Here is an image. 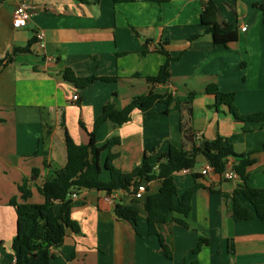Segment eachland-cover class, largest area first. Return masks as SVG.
Masks as SVG:
<instances>
[{
    "label": "crops",
    "instance_id": "1",
    "mask_svg": "<svg viewBox=\"0 0 264 264\" xmlns=\"http://www.w3.org/2000/svg\"><path fill=\"white\" fill-rule=\"evenodd\" d=\"M208 2L0 0V60L11 55L0 69V264L16 262L17 213L10 200L22 201L18 187L28 178L30 202H45L38 188L67 163L65 130L76 144L87 145L106 104L124 108L151 90L175 96L196 92L192 127L197 136L209 141L218 136L230 139L238 154L256 160L248 169V184L264 188V124L237 123L225 107L214 108L215 97L206 93L208 85L216 84L222 92L236 93L235 105L242 115L264 111V0H213L218 22L239 30L238 41L228 47L215 46L201 25ZM21 3L32 6V18L26 28L15 29L13 14ZM39 32L45 34L44 46L37 40L33 53L14 55L15 48L25 47ZM160 50L175 59L170 63V82L153 85L147 77L156 76L166 62ZM67 70L78 78L97 80L81 89L64 78ZM76 94L79 98L74 101ZM172 110L158 102L150 112L134 111L131 121L121 127L105 123L97 133L98 146L120 137L121 143L111 149L112 164L124 173L139 166L144 154L157 164L171 145L184 142L181 114L175 118ZM107 157L105 152L102 165ZM207 164L199 156L193 170L175 175L180 197L194 185L203 188L192 200L188 227L177 223L158 227L172 259L164 255L159 237L149 234L143 208L138 231L117 217L116 204L131 205V193L118 191L112 202L104 192L82 190L71 209L80 233L67 231L64 243L52 249L51 264H264V222H235L231 203L206 189L232 194L242 180L229 181L214 172L204 175ZM101 178L107 182L110 175L104 171ZM161 187V181L148 183L147 195ZM243 203L248 205L244 199ZM201 238L208 243L193 254Z\"/></svg>",
    "mask_w": 264,
    "mask_h": 264
},
{
    "label": "trees",
    "instance_id": "2",
    "mask_svg": "<svg viewBox=\"0 0 264 264\" xmlns=\"http://www.w3.org/2000/svg\"><path fill=\"white\" fill-rule=\"evenodd\" d=\"M87 3V0H76ZM139 0H114L115 4H128ZM159 4L167 3L169 0H150ZM218 8L213 0L204 6L201 14V25L211 35L215 46L228 47L239 39L238 27L234 24H220L217 19ZM37 39L29 41L25 47L14 49V55L33 53L32 47ZM166 57V62L161 66L159 73L153 77H147L153 85H166L171 79L170 63L173 58L167 51L160 50ZM11 55L0 60V69L10 60ZM140 76V74H136ZM64 78L78 88H85L93 84L97 78H78L71 70L64 73ZM102 81L112 82L117 78H101ZM206 93L215 97L214 108L225 107L229 115L237 123L264 124V111L251 115H242L235 105L236 93L222 92L218 85L210 84ZM196 92L186 96H175L173 94L160 95L153 90L133 98L124 108L118 107L115 103H108L104 106L101 115L96 119L94 128L89 132V143L78 145L65 130V144L67 151V163L62 169L56 170L44 184L38 188L39 193L44 197L43 204L31 203L32 180L25 178L18 189L21 194V202L17 197L10 200V206L14 207L17 213V235L13 242L15 253V264H51L52 249L60 247L70 229L74 233H80L79 225L71 218V209L78 203L70 199L73 191L96 190L107 195L113 192L125 191L132 193L135 185L144 182L146 184L154 181H161L162 187L156 194H149L142 200H133L131 205L116 204L115 213L120 220L131 223L138 231L139 216L141 208L147 214L148 232L150 235H157L160 240L161 249L164 255L172 259L173 252L166 243L165 238L158 231V227L167 223H177L188 227L186 220L192 211V200L196 192L203 188L194 185L189 188L181 197L175 175L184 170H193L197 165V158L203 156L212 167L216 175L222 176L228 168L231 159L232 167L236 171L243 184L232 194L223 193L220 190L206 188L211 193L221 194L231 203L230 212L233 220L237 223L259 219L264 222V188H254L248 184V169L256 163L249 154H238L230 139L218 136L213 141L198 139L192 127L194 117V101ZM164 103L173 107L172 111L181 114L180 131L184 142L179 145H171L170 149L160 157L157 164H152L147 154H144L142 162L131 173H124L113 164L114 154L111 149L121 143L120 137H112L102 148L97 143V133L105 123H111L115 127H121L132 119L134 111L150 112L156 103ZM171 111V110H170ZM169 113V110L167 111ZM185 113V114H184ZM190 145V148L187 146ZM107 152L108 157L102 165V155ZM157 165V166H156ZM106 171L110 175L107 182L102 180V174ZM38 175V170H34ZM198 175H194L197 178ZM243 199L248 205L243 203ZM60 205L59 212L56 206ZM208 240L201 238L193 254H198ZM3 243L0 242V249ZM230 251L235 253L233 242L229 244ZM188 264H200L193 261Z\"/></svg>",
    "mask_w": 264,
    "mask_h": 264
},
{
    "label": "built area",
    "instance_id": "3",
    "mask_svg": "<svg viewBox=\"0 0 264 264\" xmlns=\"http://www.w3.org/2000/svg\"><path fill=\"white\" fill-rule=\"evenodd\" d=\"M31 10H32V6L29 5L28 3H21L15 9L14 14H13V27L15 29H23V28H26L28 26V24L32 18ZM241 30H242V32H245L247 30V27L245 26ZM36 38H37L39 44L41 46H44L45 34L43 32H39L36 35ZM78 98H79V96L76 94V95H74L73 100L77 101ZM198 139H200V138L198 137ZM232 162L233 161L230 160L227 170L222 175V177H224L226 180H229V181H235V180L239 179V176L237 175L236 171L232 167ZM189 171L190 170H184L182 173L186 174ZM211 172H213V169L209 164H207V166L203 170L202 174L207 175ZM131 192H132L131 195L133 197V200L134 199L135 200H142L147 194V184L142 182L139 185H135L132 187ZM115 193H117V192H113L112 194L107 195L106 199L110 200L112 202L116 201L114 198ZM70 199H72L73 201H78L80 198H79V195L77 194V192L73 191L70 194Z\"/></svg>",
    "mask_w": 264,
    "mask_h": 264
},
{
    "label": "rangeland",
    "instance_id": "4",
    "mask_svg": "<svg viewBox=\"0 0 264 264\" xmlns=\"http://www.w3.org/2000/svg\"><path fill=\"white\" fill-rule=\"evenodd\" d=\"M172 114H173V117L175 116V118L177 117V116H179V112H175V111H173V112H171Z\"/></svg>",
    "mask_w": 264,
    "mask_h": 264
}]
</instances>
